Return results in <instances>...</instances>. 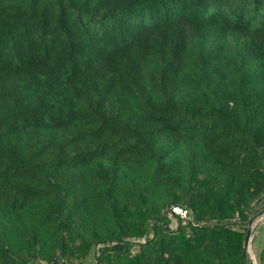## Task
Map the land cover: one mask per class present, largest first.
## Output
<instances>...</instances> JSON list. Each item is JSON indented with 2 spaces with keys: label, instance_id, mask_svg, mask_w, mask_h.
Masks as SVG:
<instances>
[{
  "label": "trees",
  "instance_id": "16d2710c",
  "mask_svg": "<svg viewBox=\"0 0 264 264\" xmlns=\"http://www.w3.org/2000/svg\"><path fill=\"white\" fill-rule=\"evenodd\" d=\"M263 204L264 0H0V264H249Z\"/></svg>",
  "mask_w": 264,
  "mask_h": 264
},
{
  "label": "rangeland",
  "instance_id": "374dc122",
  "mask_svg": "<svg viewBox=\"0 0 264 264\" xmlns=\"http://www.w3.org/2000/svg\"><path fill=\"white\" fill-rule=\"evenodd\" d=\"M171 206H169L167 208V216H168V209ZM194 216H195V213H194ZM261 219L262 218H260L255 223V225L253 227V230H252V235H251L250 242H249V253H248L249 260H250L249 264H259V254H260L261 249L264 248V230H262V231L259 230L258 229L259 226L257 225V223ZM170 221H171V219H170ZM211 222H213L212 221V217H211L210 214H208L205 217L204 221L201 222V224L203 225V224L211 223ZM169 224H170L169 227L172 230V221ZM152 237H153V230H151L149 237H140V238H130V239H127L128 242L130 243V251L135 254L138 251V249H139V244L144 243L148 238H152ZM80 262H81V260L75 262V264H80ZM35 264H45V263L38 261ZM83 264H97L96 261H95V253L92 252L91 255L87 259L84 260Z\"/></svg>",
  "mask_w": 264,
  "mask_h": 264
},
{
  "label": "built area",
  "instance_id": "2783aa9c",
  "mask_svg": "<svg viewBox=\"0 0 264 264\" xmlns=\"http://www.w3.org/2000/svg\"><path fill=\"white\" fill-rule=\"evenodd\" d=\"M168 217L172 221V230H176L180 225L187 226L189 224H192L194 226H199V223L196 221L193 211L184 206L172 205L168 209Z\"/></svg>",
  "mask_w": 264,
  "mask_h": 264
},
{
  "label": "water",
  "instance_id": "95a60500",
  "mask_svg": "<svg viewBox=\"0 0 264 264\" xmlns=\"http://www.w3.org/2000/svg\"><path fill=\"white\" fill-rule=\"evenodd\" d=\"M264 216V209L262 211H260L259 213H257L255 216H253L250 220L249 226H248V230H247V234L245 237V254L249 253V242H250V238L252 235V230L253 227L255 225V223Z\"/></svg>",
  "mask_w": 264,
  "mask_h": 264
},
{
  "label": "crops",
  "instance_id": "0c3cea01",
  "mask_svg": "<svg viewBox=\"0 0 264 264\" xmlns=\"http://www.w3.org/2000/svg\"><path fill=\"white\" fill-rule=\"evenodd\" d=\"M257 225L259 226V230H264V216L262 217V219L257 223ZM256 225V226H257Z\"/></svg>",
  "mask_w": 264,
  "mask_h": 264
}]
</instances>
